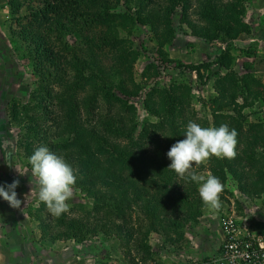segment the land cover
Returning a JSON list of instances; mask_svg holds the SVG:
<instances>
[{
    "label": "rangeland",
    "instance_id": "1",
    "mask_svg": "<svg viewBox=\"0 0 264 264\" xmlns=\"http://www.w3.org/2000/svg\"><path fill=\"white\" fill-rule=\"evenodd\" d=\"M227 1L231 0H224V4ZM236 1L242 2L245 6L242 22L247 29L235 41H206L193 37L190 26L181 23L180 20L181 16L185 15L186 19L193 23L203 24L201 0H187V4L179 6L171 16L173 27L176 29L175 39L164 47L165 53L174 61L168 64H162L160 61L158 37L159 33L164 31L161 22L167 19L173 1L145 0V6L132 7L130 14L134 15V20L130 24L131 30L121 31V37H126L130 41L129 52L134 53L135 62L129 66L131 75L115 68L118 66L116 62L113 66L112 59L117 54L100 51L96 57L94 53L88 55L93 60L104 63L108 73L111 72L112 77L109 75L110 79H107L108 88L114 87V84L121 87L126 85L125 93L120 90L117 93L129 101L135 112L127 114L128 111L120 109L119 105L110 106L100 98L102 114L99 112L87 114L86 110L82 109L78 116L81 126L97 135H106V138L110 139L111 134L107 132L104 123L124 116L127 123L131 125L133 123L136 127L135 141L139 145L137 144L133 151L135 157L144 162L155 157L165 159L169 168L171 161L167 153L170 147L167 148L165 144V136L153 126L159 122L158 118L145 109L144 101L147 94L155 88L169 89L177 84L190 85L192 121L204 127H213L214 105L211 101L220 97L217 89L218 80L231 73V70L223 68L220 64L221 57L229 52L230 55L232 53L234 61L232 70L239 79L250 75L260 82L252 87L254 93H260L254 97H258L256 103L251 107L247 106L243 111L244 135L242 140H237L236 155L248 157L247 154H252L253 162L257 159L263 160L264 144L253 146V133L249 126L262 125L264 130V0ZM26 6L27 3L17 12L10 7L9 0H0V139L7 150V154L4 155L0 148V186L18 180L16 192L18 199L21 200L20 208H13L0 198V264H190L200 259H204L205 262L208 258L205 253L204 256H199L200 251H205L206 247V251H211L214 256L217 248V244L211 241L213 233L208 231L211 230V226L216 227L224 213L229 212L238 220L247 216L251 221L253 234L264 238V194L251 197L240 190L241 186L249 188L257 180L258 164L254 163L253 168L252 163L246 160L247 162L243 164L246 167L245 178L240 180L230 177L228 181H221L223 192L220 194V207L216 209L206 206L202 209V217L195 219L188 226L186 232L190 233H186L184 243L175 244L160 231L150 233L146 242H143V236L150 230L146 215L141 209L143 202L130 201L122 204L123 212L115 208L108 209L100 202L99 205L109 211V215H106L105 210L97 212L95 200L75 186L73 198L68 202V212L59 216L81 228L77 234L83 240L62 238L53 241V236L66 229L62 226L55 227L54 220L59 216L53 215L39 200L38 178L33 175L28 158L36 147L46 145L51 150L50 144L60 142V139L52 134L47 135L48 138L44 140L46 129L49 134L54 131L52 115L58 116V108L51 103L58 102L51 100V97L42 98L38 93L40 77L29 58L27 51L29 42L26 43L24 40V28L30 16ZM136 11H139L141 20L148 21L146 23L137 21ZM151 15H156L157 19L149 18ZM83 18V16L73 18L62 30H56L57 27L49 24L42 27L45 30V39L50 42L49 47L54 49L58 57L66 44H76L78 33L75 32L73 22ZM70 47L74 49L73 46ZM78 55L81 58L88 56L86 53ZM178 62L199 66V71L191 72L180 68ZM151 64L156 66V71L150 68ZM45 77V84L48 81L53 82V78ZM124 81L127 83L122 84ZM135 85L140 86L142 90L139 96L131 97L128 93H134ZM50 90L52 94H56L62 90V86L54 84ZM100 94L101 92L99 96ZM86 98L85 94L77 96L78 102L82 104ZM155 99L157 100V97ZM243 101V98H239L237 103L242 105ZM37 103L42 104L41 108H37ZM47 107L50 114L45 111ZM224 112L236 116L234 111ZM124 140L128 145L129 140ZM141 145L145 148L142 149ZM160 151L163 154L159 156ZM69 156L71 159L76 156L74 150L70 151ZM216 158L222 160L234 157L210 156L199 165L194 164L192 170L205 178L209 174L213 175L211 169L212 166H216L214 164ZM67 162L79 172L74 161L68 159ZM169 170L174 176V181L168 189L172 192L186 193L189 181L181 178L174 170ZM196 186L198 188L197 184ZM169 195L171 196L170 193ZM164 200L166 201V198ZM119 226L130 230L134 228V233L129 234L132 237L128 242L118 237ZM111 228L115 232H108ZM147 247L150 248V253Z\"/></svg>",
    "mask_w": 264,
    "mask_h": 264
},
{
    "label": "trees",
    "instance_id": "2",
    "mask_svg": "<svg viewBox=\"0 0 264 264\" xmlns=\"http://www.w3.org/2000/svg\"><path fill=\"white\" fill-rule=\"evenodd\" d=\"M172 1L167 19L161 22L164 31H161L158 37L162 64L174 62L165 53L164 47L175 39L176 29L173 27L171 16L179 6L187 2V0ZM26 3L30 16L24 28V40L26 43L29 42L27 43L29 58L40 77L37 90L42 98L51 97V100L58 102V104L51 103L59 109H57L58 116L52 115L54 131L50 134L47 132L48 129L44 131V140L51 134L60 139V142L50 144L51 151L63 156L66 161L68 159L74 161L79 168L75 187L95 200L97 212L105 210L106 215H109V211L99 205L100 202L108 209L115 208L119 212H123L122 204L130 201L143 202L141 209L150 225V230L143 236V242H146L150 233L160 231L165 233L167 238L172 240L171 242L184 243L188 226L195 219L202 217V209L206 207L196 184L189 181L186 193L172 192L168 189L172 186L174 176L168 169L165 159L155 157L144 162L135 157L133 151L136 145H139L135 141L136 127L133 123L132 125L127 123L124 116L104 123L107 132L111 134L110 139L106 138V135H97L82 127L78 117L82 109H85L87 114L101 113L103 106L100 98L110 106L119 105L120 109L128 111L127 114L135 112L129 101L117 93L119 90L125 93L126 85L121 87L113 83L114 87L108 88L107 79H110L111 72L108 73L104 63L93 60L88 54L94 53L95 57L100 51L117 54L112 59L113 66L116 62L118 66L115 68L131 75L129 66L135 62L134 53L129 52L130 41L126 37H121V31L131 30L130 24L134 20V15L130 14L132 7L145 6V0H9L10 7L17 12ZM201 5H203V24L193 23L186 19L185 15L181 16L180 22L190 26L193 37L206 41H235L246 31L247 26L242 22V15L245 13L242 2L231 0L224 4V0H201ZM139 14V11H136V20L146 23L148 20H141ZM81 16L84 18L73 22L75 32L78 33L76 44H66L58 57L54 49L49 47L50 42L45 39V30L42 27L49 24L57 27L56 30H62L68 26V22H72L73 18ZM149 18L157 19V16L151 15ZM71 51H74V55ZM82 53L88 56L81 58L78 54ZM220 64L223 68L231 70V73L218 80L217 89L220 97L211 101L214 105L213 127L228 124L238 132L237 140L240 141L243 139L245 127L243 111L247 106L251 107L256 103L258 97H254L260 93H254L252 87L260 82L250 75L238 78L232 70L234 66L232 53L231 55L229 52L224 53ZM178 66L191 72L199 71V66L195 65L178 62ZM150 68L156 71L155 65L151 64ZM45 76L53 78V82L48 81L45 84ZM125 83L127 81L122 82ZM54 84L62 86V90L56 94H52L50 90ZM134 87V93L127 92L131 97L139 96L142 90L140 86ZM84 94L87 98L83 104L79 103L77 96ZM239 98L244 100L242 105L237 103ZM191 100L192 87L186 84H177L169 89L155 88L147 94L144 101L145 109L158 118L159 122L153 126L165 136L167 148H171L178 140L184 138L186 126L192 121ZM36 105L37 108H41L42 104ZM49 110L48 107L45 108L47 114H50ZM224 111H234L236 116ZM249 129L253 133V146L264 144L263 126L250 124ZM124 139L129 140L128 145ZM0 148L4 155L7 154L2 139H0ZM141 148L144 149L145 146L141 145ZM73 150L76 156L71 159L69 155ZM162 154V151L158 152L159 156ZM247 156L235 155L233 159L222 160L216 158L214 162L216 166H212L211 171L220 181H228L230 177L242 180L246 174L244 162L250 161L253 168L254 163H257L259 166L256 171L257 180L249 188L245 189L241 186L240 190L251 197L261 196L264 194V158L253 162L252 154ZM54 221L56 228L62 226L66 231L53 236V241L62 238L83 240L77 234L81 228L74 222L63 216H59ZM133 229L119 226L118 237L128 242L132 237L129 234L134 233ZM108 232L115 231L111 228ZM147 249L150 253V248Z\"/></svg>",
    "mask_w": 264,
    "mask_h": 264
},
{
    "label": "clouds",
    "instance_id": "3",
    "mask_svg": "<svg viewBox=\"0 0 264 264\" xmlns=\"http://www.w3.org/2000/svg\"><path fill=\"white\" fill-rule=\"evenodd\" d=\"M183 137L173 144L167 153V157L171 161L168 169L174 170L181 178L196 183L200 198L205 206L218 209L220 207V194L223 192L222 182L218 177L211 174L206 178L198 175L192 170L193 165H199L210 156L233 158L236 155L238 132L234 128H230L228 124H221L219 127H204L190 121ZM28 160L33 175L38 178L39 200L55 216L68 212V202L73 198L78 170L74 169L63 156L57 155L46 145L36 147ZM18 186V180L9 185L0 186V198L8 202L13 208H20L21 206V200L18 199L16 192ZM222 217L218 223L221 232ZM242 219L240 220L241 223L247 224L252 231L250 219L245 217ZM222 245L223 243L219 249ZM219 249L214 256L218 254ZM214 256H209L205 262ZM198 261L204 262V259Z\"/></svg>",
    "mask_w": 264,
    "mask_h": 264
},
{
    "label": "built area",
    "instance_id": "4",
    "mask_svg": "<svg viewBox=\"0 0 264 264\" xmlns=\"http://www.w3.org/2000/svg\"><path fill=\"white\" fill-rule=\"evenodd\" d=\"M243 220V219H242ZM224 242L218 254L207 262L190 264H264V238L250 231L247 224L226 213L221 219Z\"/></svg>",
    "mask_w": 264,
    "mask_h": 264
},
{
    "label": "crops",
    "instance_id": "5",
    "mask_svg": "<svg viewBox=\"0 0 264 264\" xmlns=\"http://www.w3.org/2000/svg\"><path fill=\"white\" fill-rule=\"evenodd\" d=\"M186 233H190V232H186ZM196 233H199V231H196ZM208 233H213L212 237H211V241L217 244V248H216V253H217V250L219 249L221 243H223V234H222V232L220 231V229L218 227V223H217L215 228H212V226H211V230H209ZM205 238H207V237L205 236ZM204 249L206 251V247ZM205 251L204 250L200 251L199 256H204L203 253H205V256L207 258L209 256H212V252L211 251H209V250L206 251V252Z\"/></svg>",
    "mask_w": 264,
    "mask_h": 264
}]
</instances>
